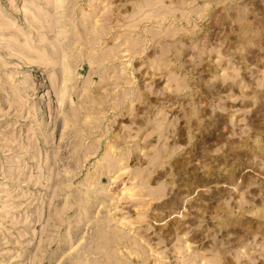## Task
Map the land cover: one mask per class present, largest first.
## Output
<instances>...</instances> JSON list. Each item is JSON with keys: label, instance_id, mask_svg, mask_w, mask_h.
Segmentation results:
<instances>
[{"label": "rangeland", "instance_id": "rangeland-1", "mask_svg": "<svg viewBox=\"0 0 264 264\" xmlns=\"http://www.w3.org/2000/svg\"><path fill=\"white\" fill-rule=\"evenodd\" d=\"M247 139L264 0H0V264H264Z\"/></svg>", "mask_w": 264, "mask_h": 264}, {"label": "bare ground", "instance_id": "bare-ground-1", "mask_svg": "<svg viewBox=\"0 0 264 264\" xmlns=\"http://www.w3.org/2000/svg\"><path fill=\"white\" fill-rule=\"evenodd\" d=\"M68 2H69V0H53V4L55 5L56 9H61V8L65 7V5ZM248 140L249 139H247L245 141V143L244 142L243 143H235L234 141L229 142L230 145L231 144L232 145H236V147L231 148V150L233 151V156L236 157L235 159H238V163H241V160H240V157H239L240 154H246L245 156H252L254 158H259L260 157L264 161V146H262L260 143L257 144L258 143V139L253 140L251 143H249ZM248 145H252V146L249 148ZM243 147H245L246 149L249 148V150L251 151V155H250V153H248L247 150H244V151L240 152L239 149H242ZM205 156H207L206 152H205ZM227 162L228 161H225V164H227ZM211 174H216V170L212 169L211 172H210V176H211ZM230 185H232V186L235 185L234 179H232L230 181ZM260 191L264 195V187L263 186L260 187ZM261 204L264 205V197H262ZM263 213H264V209H261V207L255 208V209L252 210V212L249 213V214L254 215L255 217H259V218L262 219V223L263 224L260 225V230H261L260 233L259 232H254L252 230L251 222L253 220H251L250 223H247V222H244L242 220V218L239 217L238 220L236 221L237 222L236 224L238 225L239 228L243 229L244 232H246V233L248 232L251 235L253 234V236H256V234H261V239L264 241V214ZM230 215H234V212H230ZM246 225H248V228L245 229ZM229 226H231V225H229ZM258 230L259 229L257 228V231ZM244 247H246L245 244H242V243L239 244V248L243 249ZM245 253L249 254V252H247V251H245ZM221 254L223 255V258L225 259L226 258V254H227L226 251H222Z\"/></svg>", "mask_w": 264, "mask_h": 264}]
</instances>
